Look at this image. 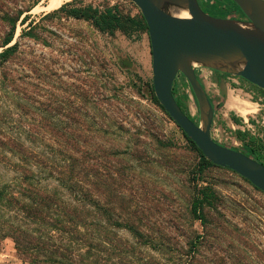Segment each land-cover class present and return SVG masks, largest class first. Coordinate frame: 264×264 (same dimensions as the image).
I'll return each mask as SVG.
<instances>
[{
	"label": "rangeland",
	"instance_id": "rangeland-1",
	"mask_svg": "<svg viewBox=\"0 0 264 264\" xmlns=\"http://www.w3.org/2000/svg\"><path fill=\"white\" fill-rule=\"evenodd\" d=\"M74 1L93 6L112 3L124 15L140 13L129 0H68L62 5ZM197 1L206 11L202 0ZM46 2L0 0V42L8 29L4 18L23 13L11 42H17L18 54L3 70L14 83L12 91L0 93V139L19 138L35 152L45 150L41 144L45 143L75 157L88 155L87 185L94 187L93 168L98 169L102 192L115 188L122 217L134 221L151 240L146 246L136 245L134 264H264V193L225 169L197 173L196 156L177 127L150 100L147 35L138 31L130 36L103 34L90 23L63 13L44 17L62 5L50 12H32ZM25 15L28 20L20 25ZM22 29L30 30L34 38L19 37ZM195 71L214 107L211 138L243 152L235 131L247 132L264 164V95L241 78L199 67ZM173 87L188 117L197 122V107L184 77L178 74ZM235 99L247 101L254 112L238 115L226 106ZM231 117L240 121L233 123ZM66 124L72 126L62 132ZM98 127L108 129L110 135L96 138L92 131ZM65 134L77 138L70 148L64 144ZM26 139L35 142L29 144ZM99 153L102 157L95 159ZM3 154L10 156L6 151ZM54 157L53 162L45 160L43 168L32 166L38 177L47 176L50 164L54 171L61 169L63 154ZM10 161L0 162L1 181L16 175L11 163L17 160L12 157ZM124 166L132 171L121 174ZM47 182L41 184H57ZM195 183L210 186L217 195L214 206L204 209L205 225L189 214ZM107 193L103 199L116 201ZM118 233L126 246L135 243L126 231ZM196 236L202 238L192 247ZM123 260L113 259L116 264H128ZM0 264H28L10 237L0 238Z\"/></svg>",
	"mask_w": 264,
	"mask_h": 264
},
{
	"label": "trees",
	"instance_id": "trees-1",
	"mask_svg": "<svg viewBox=\"0 0 264 264\" xmlns=\"http://www.w3.org/2000/svg\"><path fill=\"white\" fill-rule=\"evenodd\" d=\"M202 2L205 12H209L214 17L219 15L225 17L226 14L222 11L224 8L227 11L235 9L242 15L231 0H202ZM58 13H63L65 17L88 22L103 34L113 35L115 32H121L125 36H130L133 31H138L146 34L148 38L147 26L141 14L138 13L137 16L124 15L117 5H77L74 1L62 5L44 17L54 16ZM22 14V12H18L15 17L6 16L4 18L8 29L0 42V93L7 90L12 91L10 84L14 81L8 79L3 70L18 54L17 42L14 44L11 42L14 38L16 23ZM27 20L28 17L25 15L20 20V25H23ZM22 36L34 38L30 30L22 29L19 37ZM253 87L264 95V91ZM148 88L151 102L175 125L156 100L152 85ZM189 90L196 104L190 87ZM172 94L180 109L188 116L185 104L182 99L176 96L173 86ZM16 104L20 107L18 102ZM231 120L233 123L240 121L235 117H231ZM90 125L92 124L90 123L87 128H90ZM71 126V124H66L61 128L62 132ZM176 127L190 151L197 158L195 167L198 174L208 168L230 171L206 160L195 144L178 126ZM92 132L98 139H103L107 134L110 135L108 129L103 127H98ZM235 136L243 143V152L241 153L261 163L260 155L256 154L251 147L254 139L247 132L239 130L235 131ZM76 139L65 134V146L70 148L75 144L74 142H77ZM25 141L31 144L35 142V139H26ZM41 144L46 149L35 152L31 150V147L25 146L19 138L0 139V149L2 150L0 151V162L9 163L12 157L17 160L11 163V170L13 169L16 175L6 182L0 180V238L10 237L15 251L28 264H116L113 259H124L123 261L128 264H134L133 259H137L139 244L146 246L151 240L148 235L138 229L134 221L131 222L122 217L119 211L120 207L117 205L120 194L115 188H107V195L112 193L116 197V201L103 199L106 193L102 192L103 189L100 185L102 175L98 169L93 168L95 173L92 174V177L97 180V184L95 183L93 188L87 185L86 182L90 175V168L86 164L88 155L75 157L59 149H54L49 144ZM4 151L8 152L10 156L6 157L3 154ZM60 152L64 156L61 159L63 162V165L60 166L61 169L54 171L50 164L47 176L45 178L38 177L32 170V166L43 168L45 160L55 161V154H61ZM117 152L116 149L109 154L113 156ZM101 157V153L95 155V159ZM127 171L130 172L132 169L124 166L121 174L126 175ZM48 179L57 184L55 186L41 184L48 183ZM243 180L247 182L245 179ZM248 184L259 191L250 183ZM216 201L217 195L210 186H199L198 183H195L189 208L191 218L199 221L201 225H205L207 220L204 209L211 208ZM122 230L126 231L135 243H130L127 246L122 243L123 240L118 233ZM200 238L202 237H195L192 247L196 246L195 244ZM127 258L129 261H126Z\"/></svg>",
	"mask_w": 264,
	"mask_h": 264
},
{
	"label": "water",
	"instance_id": "water-1",
	"mask_svg": "<svg viewBox=\"0 0 264 264\" xmlns=\"http://www.w3.org/2000/svg\"><path fill=\"white\" fill-rule=\"evenodd\" d=\"M129 1L147 26L152 89L165 113L206 160L264 193V165L211 138L214 107L195 73V68H205L241 78L264 91V0H231L243 21L208 15L197 0ZM178 74L196 101L197 122L183 113L172 94Z\"/></svg>",
	"mask_w": 264,
	"mask_h": 264
},
{
	"label": "bare ground",
	"instance_id": "bare-ground-1",
	"mask_svg": "<svg viewBox=\"0 0 264 264\" xmlns=\"http://www.w3.org/2000/svg\"><path fill=\"white\" fill-rule=\"evenodd\" d=\"M68 0H47L45 5H38L36 6L32 12L37 14L40 12H50L54 9L59 8L64 2ZM182 17H187L185 13L180 14ZM239 97V96H238ZM247 102V101H246ZM246 102H242L239 99H235L234 103L227 104L226 106L231 110H234L238 115L244 117L246 115H250V113L254 112V106L249 105Z\"/></svg>",
	"mask_w": 264,
	"mask_h": 264
},
{
	"label": "built area",
	"instance_id": "built-area-1",
	"mask_svg": "<svg viewBox=\"0 0 264 264\" xmlns=\"http://www.w3.org/2000/svg\"><path fill=\"white\" fill-rule=\"evenodd\" d=\"M109 6H112V3H110ZM222 11H223V13L226 14L225 18H227V19H236V20H241V21L245 20L244 17L243 18L238 17L240 14L235 9H228V11H227V9L224 8Z\"/></svg>",
	"mask_w": 264,
	"mask_h": 264
},
{
	"label": "flooded vegetation",
	"instance_id": "flooded-vegetation-1",
	"mask_svg": "<svg viewBox=\"0 0 264 264\" xmlns=\"http://www.w3.org/2000/svg\"><path fill=\"white\" fill-rule=\"evenodd\" d=\"M204 12H205V11H204ZM205 13H206V12H205ZM209 14H210V13H209ZM209 14H208V15H209ZM224 15H225V14H224ZM238 15H239V14H238ZM222 16H223V15H219V16H217V17L225 18V17H222ZM238 17H239V18H243V16H241V15H239Z\"/></svg>",
	"mask_w": 264,
	"mask_h": 264
},
{
	"label": "crops",
	"instance_id": "crops-1",
	"mask_svg": "<svg viewBox=\"0 0 264 264\" xmlns=\"http://www.w3.org/2000/svg\"><path fill=\"white\" fill-rule=\"evenodd\" d=\"M207 70V69H206ZM210 71V70H209ZM219 74V73H218Z\"/></svg>",
	"mask_w": 264,
	"mask_h": 264
}]
</instances>
